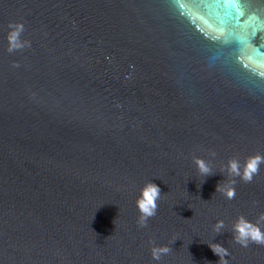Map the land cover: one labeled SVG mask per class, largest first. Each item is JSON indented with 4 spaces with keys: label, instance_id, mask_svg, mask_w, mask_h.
Segmentation results:
<instances>
[{
    "label": "water",
    "instance_id": "water-1",
    "mask_svg": "<svg viewBox=\"0 0 264 264\" xmlns=\"http://www.w3.org/2000/svg\"><path fill=\"white\" fill-rule=\"evenodd\" d=\"M10 22L30 47L8 51ZM257 153L264 0H0V264H264L232 227L264 212V163L225 167Z\"/></svg>",
    "mask_w": 264,
    "mask_h": 264
},
{
    "label": "clouds",
    "instance_id": "clouds-1",
    "mask_svg": "<svg viewBox=\"0 0 264 264\" xmlns=\"http://www.w3.org/2000/svg\"><path fill=\"white\" fill-rule=\"evenodd\" d=\"M8 27L9 32L7 35V40L8 51L10 53L31 46L29 41L21 39V35L25 30L23 23L10 22ZM210 155L214 157L215 153L211 152ZM193 159L198 171L202 176L205 177L214 173L212 171V168L210 167L209 162H206L204 159L198 157H194ZM262 163H264V156L257 153L249 155L244 160L243 164H241V162L236 158H230L225 167L229 176H238L245 182H251L253 176L258 173L259 166ZM235 182V179H232L225 184H220L218 182L216 185V191H221L222 193H224L226 198L233 199L236 195L234 188ZM161 193L162 192L159 186L153 182H147L141 188L140 195L136 199V205L140 213L138 218V223L140 226H146L148 218L156 215L157 200L160 199ZM261 222H264V212L260 213L256 223L249 222L242 215L238 216L232 226L234 240L243 247H247L249 241L264 245V232H262L260 227L258 226ZM224 227V222L222 220H218L214 225V231L216 232V234L221 233ZM209 246L212 251L219 257V259L222 256L226 257L228 255L227 250L219 244H217L216 246ZM171 251L172 248L169 246L154 245L151 249V255L154 260L159 261L163 255H167ZM222 264H227V260L223 259Z\"/></svg>",
    "mask_w": 264,
    "mask_h": 264
}]
</instances>
